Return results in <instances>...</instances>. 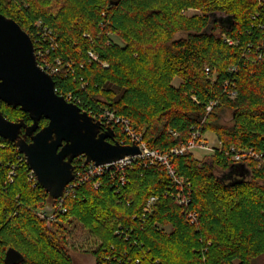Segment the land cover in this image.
<instances>
[{
    "label": "trees",
    "instance_id": "16d2710c",
    "mask_svg": "<svg viewBox=\"0 0 264 264\" xmlns=\"http://www.w3.org/2000/svg\"><path fill=\"white\" fill-rule=\"evenodd\" d=\"M52 2L0 0V13L20 25L37 53L49 49L37 60L58 69L59 95L90 116L127 121L162 154L194 135L211 134L219 146L203 159L192 151L172 155L174 178L142 162L129 169L124 187L105 174L98 189L89 181L67 197L63 212L29 180L17 146L0 138V264L10 248L23 255L20 264H73L64 239L46 228L72 216L101 241L96 264H257L264 257V0ZM191 10L200 15L187 16ZM0 110L31 125L20 109L1 103ZM226 110L230 126L222 124ZM111 128L118 143H131L123 123ZM175 179L187 205L176 198ZM51 202L49 221L40 214Z\"/></svg>",
    "mask_w": 264,
    "mask_h": 264
},
{
    "label": "water",
    "instance_id": "95a60500",
    "mask_svg": "<svg viewBox=\"0 0 264 264\" xmlns=\"http://www.w3.org/2000/svg\"><path fill=\"white\" fill-rule=\"evenodd\" d=\"M1 103L29 116L31 125L10 121L0 110V138L17 146L38 183L55 200L73 181L76 159L85 157L99 167L141 154L136 144L120 145L112 128L106 129L59 95L52 75L37 60L31 37L0 13ZM42 120L48 124L40 128ZM23 260L19 251L10 248L4 261L20 264Z\"/></svg>",
    "mask_w": 264,
    "mask_h": 264
},
{
    "label": "built area",
    "instance_id": "2783aa9c",
    "mask_svg": "<svg viewBox=\"0 0 264 264\" xmlns=\"http://www.w3.org/2000/svg\"><path fill=\"white\" fill-rule=\"evenodd\" d=\"M37 26L39 29H41L43 42H46V40H48L50 42L51 49L54 50L56 45L54 43V40L51 37L50 31L47 28L43 27L41 25V23L37 24ZM45 52H47V54H48L49 49H47V48L42 49L41 48V50H39L38 53L35 50L37 58L39 57L40 59H42V58L44 59V56L46 55ZM91 57L94 58L93 55H91ZM44 65L45 66H41V65L40 66L43 69L46 68L45 70L48 73H50L52 76L58 74V69L51 68L45 61H44ZM58 65H60L59 61H58ZM231 97L234 98L235 94H232ZM207 111L211 112L212 106L209 107ZM91 117H93L95 121L102 123L106 129L111 128L112 124H114V123H118V124L123 123L125 126V132L127 133L128 138L131 139V143L126 144L125 141H123V142H120L119 144L122 146H129L132 144H136L139 147L141 154L138 156L127 157L124 160H121V161L116 162L114 164L103 165V166H99V167H97L93 163H87L85 157H80V158L76 159L74 161L75 162V164H74V166H75V170H74L75 177H74L73 181L66 187L63 197L60 199H57V201H58V208L57 209L63 210V203H64L65 199L67 197H69L70 195H72L77 188L81 187L82 185H84L85 183H87L89 181L96 180L95 181V188L98 189L100 187V183H99L98 179L105 174H109L112 178H114L115 176L118 177L120 185L124 187L128 183L129 169H132L133 164L136 162H142L145 165L149 164V165L164 166L169 170L170 175L174 178L175 173L171 169V157H172V155H182L186 151H191L192 149L196 148L197 147L196 145H199L198 143L200 142L198 140V138L200 136L194 135L192 141L189 142L187 145H184L179 149L172 150L170 154H162V153H159L158 151H155V150L148 148L146 146V144H144L142 142V139L139 138L137 135H135L130 130L129 123L127 121H121L120 119H117L115 117V115H113L111 113H107V112L105 114L101 115L100 117H94V116H91ZM214 149L215 148H213V151H214ZM240 159H241L240 156L235 157V161H239ZM12 175H13V172L11 173V176ZM29 180L34 181V182H38L33 171H31L29 174ZM175 182L179 185V189H178V192L176 195V198L178 199L179 204L180 205H187L190 202V200L188 199V196L185 194V190L182 188V182L178 181V180H176ZM154 202H155V199L154 198L151 199L150 203L148 204V206L145 210L146 213L150 212L151 207H152ZM65 211L66 210L64 209L63 212H65ZM40 216L42 218H48L49 221L53 219L52 214L51 215L47 214V209L44 212H42L40 214ZM189 218L191 219L192 223H194L196 221L197 217L195 214L191 213Z\"/></svg>",
    "mask_w": 264,
    "mask_h": 264
},
{
    "label": "rangeland",
    "instance_id": "374dc122",
    "mask_svg": "<svg viewBox=\"0 0 264 264\" xmlns=\"http://www.w3.org/2000/svg\"><path fill=\"white\" fill-rule=\"evenodd\" d=\"M61 0H53L51 6L57 7ZM187 16L191 17L194 15H200L198 11H189ZM185 37L184 34H178L176 39ZM103 66H106L104 63ZM181 83V80L176 78L173 81V85L178 87ZM222 124L230 126L232 124V111L226 110L223 118ZM199 145L192 149L191 151L196 154L198 159H203L205 156L213 153V148L218 147L216 137L211 134H206L203 138H200ZM217 175H220L219 171H216ZM12 181V180H11ZM51 202L47 207V214L51 215L53 210L58 208ZM70 220L61 222L58 224H50L48 222L46 225L47 233L49 235H55L57 239L63 238L66 244V251L68 256L72 260L73 264H96L95 253L98 251L100 245L102 244L100 240L94 237L84 225L74 216L69 218ZM257 264H264V257L260 258L257 261Z\"/></svg>",
    "mask_w": 264,
    "mask_h": 264
},
{
    "label": "flooded vegetation",
    "instance_id": "af4514ba",
    "mask_svg": "<svg viewBox=\"0 0 264 264\" xmlns=\"http://www.w3.org/2000/svg\"><path fill=\"white\" fill-rule=\"evenodd\" d=\"M26 140H28V142H30L29 138H27Z\"/></svg>",
    "mask_w": 264,
    "mask_h": 264
}]
</instances>
